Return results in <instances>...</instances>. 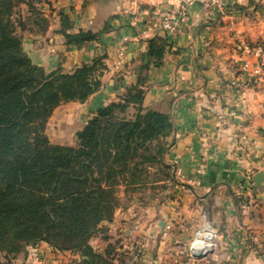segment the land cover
<instances>
[{
  "label": "crops",
  "instance_id": "crops-1",
  "mask_svg": "<svg viewBox=\"0 0 264 264\" xmlns=\"http://www.w3.org/2000/svg\"><path fill=\"white\" fill-rule=\"evenodd\" d=\"M177 1L44 2L43 29L34 26L22 39L31 62L46 72L102 63L99 87L83 101L57 105L44 131L54 143L71 144L98 108L130 87L142 89V108L166 112L172 123L161 159L169 175L146 202L117 207L101 224L108 237L91 236L90 245L104 253L111 241L116 248L142 243L135 264H264V84L240 93L228 86L237 37L264 42V0H237L210 20L194 4L187 32L172 39L154 21L162 6ZM80 31L93 37L69 40ZM152 39L160 54L148 52ZM35 246L52 264H79L74 251Z\"/></svg>",
  "mask_w": 264,
  "mask_h": 264
},
{
  "label": "trees",
  "instance_id": "trees-1",
  "mask_svg": "<svg viewBox=\"0 0 264 264\" xmlns=\"http://www.w3.org/2000/svg\"><path fill=\"white\" fill-rule=\"evenodd\" d=\"M41 2L47 0H0V252L46 242L76 252L79 264H110L89 239L99 222L111 220L120 191L147 183L172 123L168 113L142 108V89L130 87L97 109L74 144L51 142L44 129L53 109L94 92L102 63L71 72H46L32 63L22 48L25 17L16 8L24 4L36 13L28 19L37 25L45 23L36 8ZM92 37L80 31L69 40ZM156 41H149L150 54L161 52Z\"/></svg>",
  "mask_w": 264,
  "mask_h": 264
},
{
  "label": "built area",
  "instance_id": "built-area-1",
  "mask_svg": "<svg viewBox=\"0 0 264 264\" xmlns=\"http://www.w3.org/2000/svg\"><path fill=\"white\" fill-rule=\"evenodd\" d=\"M236 2L237 0H178L176 3H167L158 10L154 25L161 28L169 38L174 39L187 32L190 22V6L199 4L201 17L204 20H210L218 14H224L227 10L233 9ZM131 13L128 14L133 19L143 22L139 14ZM236 41L235 55L232 57L233 72L228 78V86L235 93H240L247 88L264 84V42L260 40L252 42L242 37H237ZM199 235L202 240L207 239V234L199 233ZM136 248L134 258L142 254L143 244L137 242ZM44 259L45 257L40 259L39 254L38 264H51L50 261H44Z\"/></svg>",
  "mask_w": 264,
  "mask_h": 264
},
{
  "label": "rangeland",
  "instance_id": "rangeland-1",
  "mask_svg": "<svg viewBox=\"0 0 264 264\" xmlns=\"http://www.w3.org/2000/svg\"><path fill=\"white\" fill-rule=\"evenodd\" d=\"M43 3L44 2L37 4L36 8L38 9L39 12H42L41 14L44 17V20H46V16L44 15V12L42 10ZM16 12L22 13L23 17H25L24 20L27 25V28L21 31L22 39L24 37V33L26 31H30L34 26L35 28H37V30L43 29V25L45 24L44 22L39 23L37 25L30 23V20L28 18L31 16H35L36 13L34 12L28 13L27 6H25L24 4H21L19 8H16ZM54 136L56 135H52L51 137L53 139L58 138V137H64L63 135H60V136L57 135L58 137H54ZM75 138H76V135H75ZM75 141L76 139L73 140L71 144H74ZM148 170H149V176L147 178V183L143 184L137 189L128 190V192H126L125 194L122 191H120L119 193L120 203L117 207L119 206L126 207L130 204H134L136 201L135 198H138L137 201H139V203H144L147 201L148 197H150L151 195L153 196L154 194H158L159 192L162 191L163 184L158 183L157 181L168 177L169 175L168 167L166 166V164L164 165L163 163L160 162V163L154 164ZM106 232H107V228L104 225H101L99 222V224L96 226V231L94 232L92 236L101 235V238H107L108 236L106 235ZM116 244H114V241H111V243L107 244L105 249H103L104 251L103 255L106 258V260L110 262V264H135L134 262H136L140 258V256L138 258H134L135 250L137 249L136 244H134V247L131 246V248L129 247V245H126L125 247H123V245H119V247L117 246L118 248H116L115 246ZM32 247H36V246H32ZM128 248H130L132 252L130 251V249L128 250ZM39 254H40V259L44 258L43 253H40V251L36 249L32 250L30 246H26L24 250H21L19 252L1 251L0 260H1V264H22L21 259L25 258L22 256L30 255L32 259V263L38 264L37 256H39ZM45 260H48V259L45 258L44 261ZM50 263L52 264V262Z\"/></svg>",
  "mask_w": 264,
  "mask_h": 264
},
{
  "label": "water",
  "instance_id": "water-1",
  "mask_svg": "<svg viewBox=\"0 0 264 264\" xmlns=\"http://www.w3.org/2000/svg\"><path fill=\"white\" fill-rule=\"evenodd\" d=\"M259 172L257 173V175H255V179L257 180L258 179V176H259ZM105 220H102L101 222H100V224H102V222H104ZM263 259H264V256H263Z\"/></svg>",
  "mask_w": 264,
  "mask_h": 264
}]
</instances>
